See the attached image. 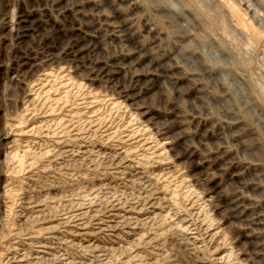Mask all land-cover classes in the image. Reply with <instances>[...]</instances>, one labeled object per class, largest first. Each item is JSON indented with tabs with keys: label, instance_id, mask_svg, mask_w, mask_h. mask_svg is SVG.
Wrapping results in <instances>:
<instances>
[{
	"label": "rangeland",
	"instance_id": "rangeland-1",
	"mask_svg": "<svg viewBox=\"0 0 264 264\" xmlns=\"http://www.w3.org/2000/svg\"><path fill=\"white\" fill-rule=\"evenodd\" d=\"M0 264H264V0H0Z\"/></svg>",
	"mask_w": 264,
	"mask_h": 264
},
{
	"label": "bare ground",
	"instance_id": "bare-ground-1",
	"mask_svg": "<svg viewBox=\"0 0 264 264\" xmlns=\"http://www.w3.org/2000/svg\"><path fill=\"white\" fill-rule=\"evenodd\" d=\"M238 13V11H234L233 12V14L235 15V14H237ZM11 24V23H10ZM243 27H245V25H243ZM73 33H74V31H73ZM24 37V36H23ZM84 38V37H83ZM131 38V37H130ZM85 39V38H84ZM131 39H133V38H131ZM86 47V46H85ZM86 49H87V47H86ZM85 49V50H86ZM90 49V48H89ZM82 52H83V50L81 51V50H77L76 49V47L75 46H73V47H71V48H69V49H67L66 51H65V53H64V56L65 57H72V60H73V58H75L78 54H82ZM92 52V51H91ZM90 52V53H91ZM89 54V53H88ZM142 58H144V59H146V57H142ZM143 59V60H144ZM143 60H142V62H143ZM91 74V73H90ZM96 78V77H95ZM16 80V82H18V80L17 79H15ZM45 86V85H44ZM128 95H129V92H126V98L128 97ZM135 97V96H134ZM142 114H143V116H144V118H146V119H150V120H154V119H156V115L153 113V112H151V111H147V110H143V112H142ZM155 121V120H154ZM172 132V131H171ZM170 144V143H169ZM168 144V145H169ZM189 153V152H188ZM183 155V154H182ZM181 156V155H180ZM194 156V155H193ZM193 156H191V154H184L183 155V158H186V159H189V158H192ZM179 157V156H178ZM182 158V157H181ZM198 159V158H197ZM198 164V163H197ZM208 185L210 184V183H207ZM207 186V185H206ZM210 189H212V193L216 190V188L214 187V186H212ZM81 228V227H80Z\"/></svg>",
	"mask_w": 264,
	"mask_h": 264
}]
</instances>
